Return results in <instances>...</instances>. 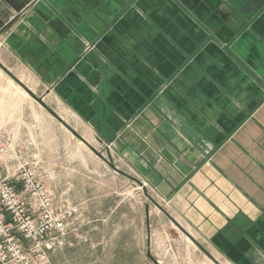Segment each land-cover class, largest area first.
Instances as JSON below:
<instances>
[{
	"label": "crops",
	"instance_id": "1",
	"mask_svg": "<svg viewBox=\"0 0 264 264\" xmlns=\"http://www.w3.org/2000/svg\"><path fill=\"white\" fill-rule=\"evenodd\" d=\"M0 40L201 264H264V0H0Z\"/></svg>",
	"mask_w": 264,
	"mask_h": 264
},
{
	"label": "rangeland",
	"instance_id": "2",
	"mask_svg": "<svg viewBox=\"0 0 264 264\" xmlns=\"http://www.w3.org/2000/svg\"><path fill=\"white\" fill-rule=\"evenodd\" d=\"M0 40L2 84L12 79L34 89L28 72L7 52ZM26 91V90H25ZM27 92V91H26ZM28 93V92H27ZM23 99L0 88V141L18 149L29 147L30 160L59 208L70 210L64 253L54 264H201L205 255L180 225L157 209L152 193L142 187L117 156L92 142L93 153L34 98ZM45 104L55 113L50 97ZM52 112V111H51ZM53 113V112H52ZM9 114L11 117H9ZM75 126L74 123H71ZM82 133L81 128L77 129ZM117 169V170H116ZM125 172L135 180L126 177ZM183 232V233H182ZM179 249L173 255L166 247Z\"/></svg>",
	"mask_w": 264,
	"mask_h": 264
},
{
	"label": "built area",
	"instance_id": "3",
	"mask_svg": "<svg viewBox=\"0 0 264 264\" xmlns=\"http://www.w3.org/2000/svg\"><path fill=\"white\" fill-rule=\"evenodd\" d=\"M70 214L24 149L0 141V264H52Z\"/></svg>",
	"mask_w": 264,
	"mask_h": 264
},
{
	"label": "water",
	"instance_id": "4",
	"mask_svg": "<svg viewBox=\"0 0 264 264\" xmlns=\"http://www.w3.org/2000/svg\"><path fill=\"white\" fill-rule=\"evenodd\" d=\"M25 88V90L28 92V93H30V91L26 88V87H24ZM31 94V93H30ZM49 114H52L57 120H59L72 134H74L79 140H81L85 145H87L89 148H91L85 141H83L74 131H73V129H71V127H69L68 125H66L65 123H63V121L57 116V115H55L54 113H52L51 112V110L50 109H48L47 108V106L44 104V102H43V100L42 99H37V98H34ZM91 150L93 151V153L95 154V155H97V156H100L101 157V155L97 152V151H95L93 148H91ZM121 173V172H120ZM123 174V173H122ZM125 175V174H124ZM127 176V175H126ZM128 178H130V179H132L131 177H129V176H127ZM134 180V179H133ZM136 181V180H135ZM137 182V181H136ZM137 183H139V182H137ZM142 187H144V185L142 184V183H139ZM156 205H157V203H155ZM157 208L160 210V211H162L163 212V209L159 206V205H157ZM174 222V221H173Z\"/></svg>",
	"mask_w": 264,
	"mask_h": 264
},
{
	"label": "bare ground",
	"instance_id": "5",
	"mask_svg": "<svg viewBox=\"0 0 264 264\" xmlns=\"http://www.w3.org/2000/svg\"><path fill=\"white\" fill-rule=\"evenodd\" d=\"M12 84V83H11ZM18 91L20 90L19 86L12 84ZM9 86V85H8ZM16 91V90H15Z\"/></svg>",
	"mask_w": 264,
	"mask_h": 264
}]
</instances>
